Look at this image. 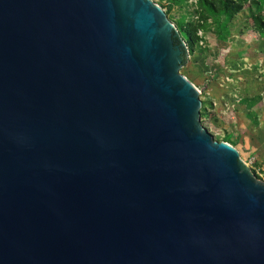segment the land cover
<instances>
[{
    "label": "water",
    "instance_id": "water-1",
    "mask_svg": "<svg viewBox=\"0 0 264 264\" xmlns=\"http://www.w3.org/2000/svg\"><path fill=\"white\" fill-rule=\"evenodd\" d=\"M184 48L151 0H0V264H264Z\"/></svg>",
    "mask_w": 264,
    "mask_h": 264
},
{
    "label": "rangeland",
    "instance_id": "rangeland-1",
    "mask_svg": "<svg viewBox=\"0 0 264 264\" xmlns=\"http://www.w3.org/2000/svg\"><path fill=\"white\" fill-rule=\"evenodd\" d=\"M151 1L185 41L178 71L198 91L199 126L264 183V0H227L223 11L220 0Z\"/></svg>",
    "mask_w": 264,
    "mask_h": 264
},
{
    "label": "trees",
    "instance_id": "trees-1",
    "mask_svg": "<svg viewBox=\"0 0 264 264\" xmlns=\"http://www.w3.org/2000/svg\"><path fill=\"white\" fill-rule=\"evenodd\" d=\"M220 7L219 8H221V11H223V10H227V9H229L230 8V4H228V2H227V0H220ZM210 7H211V5H210ZM184 37V36H183ZM182 38V37H181ZM177 42H179V41H177ZM185 42V41H184ZM187 42V41H186ZM187 43H191V41L189 42H187Z\"/></svg>",
    "mask_w": 264,
    "mask_h": 264
}]
</instances>
